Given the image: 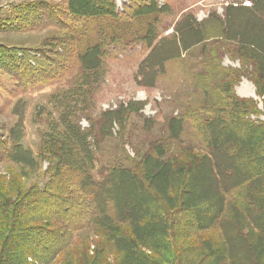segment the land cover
<instances>
[{"label":"rangeland","instance_id":"1","mask_svg":"<svg viewBox=\"0 0 264 264\" xmlns=\"http://www.w3.org/2000/svg\"><path fill=\"white\" fill-rule=\"evenodd\" d=\"M69 2L0 0V47L14 51L19 63L24 60V64L34 68L24 81L0 69V264H150L152 259L161 261L163 250L151 254L136 244L113 250L108 237L102 238L91 229L74 231L65 237L69 244L51 261L42 259L38 253L27 255L24 260L14 248L9 249L14 205L34 187L43 190L50 183L51 161L41 159L38 145L43 136L51 133L49 124L59 126L57 132L65 130L63 109L57 107L56 102L69 90L82 88L74 99L77 109L72 113L76 115L67 119L70 118L95 145L92 175L97 181L107 179L114 169L140 173L146 179L151 170L166 168L162 163L165 161L155 157L167 155L166 141L170 133L180 132L177 125H171L172 121L215 104L211 89L220 83L233 82L237 96L253 99L257 112L251 119L264 123V96L258 95L257 86L264 80V0H160L166 14L161 17L159 38L178 37L184 39V44L178 49L170 43L164 45L153 56L150 67L158 69L163 59L175 54L179 57L166 62L157 74L150 71L152 73L147 72L145 76H141V66L150 51L142 47L124 54H110L96 71L86 70L78 60L79 52L69 56L65 53L61 40L68 38L69 32L48 18L47 9L40 23L33 21L30 27L20 28L19 7L47 3L64 8ZM116 2L123 9L128 0ZM74 42L68 43L69 47L74 46ZM57 51H60L59 59H56ZM54 59L55 63L48 66L49 60ZM89 62L94 66L97 61L90 59ZM132 104L134 106L117 116L115 122L103 124L104 113ZM182 127L181 138L185 145L205 154L191 120L186 119ZM224 132L229 136L228 143H236L235 134ZM203 171L206 174L207 170ZM159 181L163 184L162 178ZM125 191L132 192L133 197L126 199H136L135 192L128 186L118 193ZM34 225L43 227L46 223L30 224ZM232 226H227L228 231ZM157 231L154 238H158ZM240 231L249 233L242 226ZM218 232L214 229L195 239L184 236L177 241L178 250L185 251L198 237L218 238ZM128 233L130 237V231ZM235 236L236 233L227 236L231 252L239 264L253 263L248 244ZM34 238L38 239V235ZM43 239L40 245L47 237ZM198 257L187 256L188 263L199 264Z\"/></svg>","mask_w":264,"mask_h":264},{"label":"trees","instance_id":"2","mask_svg":"<svg viewBox=\"0 0 264 264\" xmlns=\"http://www.w3.org/2000/svg\"><path fill=\"white\" fill-rule=\"evenodd\" d=\"M44 9L57 27L69 32L70 36L61 40L65 53L69 56L79 52L78 60L86 70L96 71L110 54L142 47L150 54L141 66V76L150 71L158 73L166 62L179 55L163 59L158 69L150 67L153 56L169 43L176 49L184 44V39L178 37L159 38L161 17L166 14L160 0H128L123 9L116 0H70L64 8L29 4L19 7L20 28L30 27L33 21L40 23ZM61 41L57 39L60 44ZM71 42L74 46L69 47ZM56 55L59 59L60 51ZM56 59L49 60L48 66ZM90 59L97 61L94 66ZM23 61H17L14 51L0 47V69L20 81L34 71ZM233 85L230 81L220 83L211 89L215 104L172 121L171 125H177L180 132L172 131L166 144L175 152L156 155V159L165 161L162 163L166 168L151 170L146 179L140 173L114 169L107 179L97 181L92 175L95 145L67 119L76 115L72 113L77 107L74 99L82 88L61 95L63 99L57 100L56 105L63 109L65 130L57 132L59 126L49 124L51 133L43 136L38 145L41 159L51 161L52 178L45 189L34 187L13 204L9 249L14 248L24 260L27 255L38 253L51 261L69 244L65 237L91 229L102 238L108 237L113 250L128 244H136L151 254L163 250L161 261L148 257L152 259L150 264H189V255L199 256V264H239L227 239L236 233L237 240L248 244L251 264H264V123L251 119L257 112L255 101L237 96ZM257 86L258 95L264 96V80ZM133 106L104 113L103 124L115 122L117 116ZM186 119L191 120L205 154L182 140ZM224 131L235 134L236 143H228L229 136ZM126 186L135 192L136 199H126L133 198L129 191L118 193ZM40 222L46 226H30ZM231 224L234 226L228 231ZM240 226L249 233L241 232ZM214 229L219 231V241L212 236L198 237L185 251L178 250V239H195ZM156 230L158 238L153 237ZM142 231L145 233L140 234ZM44 237L47 240L40 245Z\"/></svg>","mask_w":264,"mask_h":264}]
</instances>
